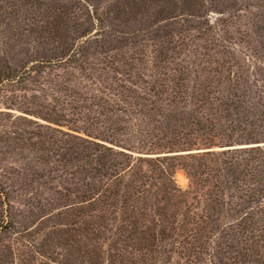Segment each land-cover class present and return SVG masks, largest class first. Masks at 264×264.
Here are the masks:
<instances>
[{"label":"rangeland","instance_id":"374dc122","mask_svg":"<svg viewBox=\"0 0 264 264\" xmlns=\"http://www.w3.org/2000/svg\"><path fill=\"white\" fill-rule=\"evenodd\" d=\"M75 137L133 157L264 147V0H0V264H264V214L144 257L97 203L127 175L97 180ZM143 197L150 229L164 204Z\"/></svg>","mask_w":264,"mask_h":264},{"label":"trees","instance_id":"16d2710c","mask_svg":"<svg viewBox=\"0 0 264 264\" xmlns=\"http://www.w3.org/2000/svg\"><path fill=\"white\" fill-rule=\"evenodd\" d=\"M75 138L81 141L78 144L86 150L97 180L111 175L108 171H115L113 178L120 185L122 176L127 175L124 189L102 200L98 193L97 203L102 204L106 214L122 211L121 215L125 216L124 228H130L128 238H133L137 233L143 235V241L150 243L138 249V252L143 251L144 257L150 253V261L153 254L159 253V243H165L168 247L171 245V250L173 242L180 239L178 244L184 246L180 250L176 248V253L191 257L195 254L192 241L202 229L211 230L218 222L219 229H222L223 221L232 214L244 217L264 214V147L224 146L217 151L208 149L184 155L133 157L107 147L103 142L110 143L108 139ZM97 140L102 142L98 143ZM179 169L190 180V187L185 192L178 188L174 179ZM147 183L150 184V191L144 189ZM146 193L150 194V198L154 195L164 204L161 214L150 210V229L145 225L146 208L137 205L141 197L145 199L143 196ZM97 198L90 197L87 202L90 204ZM156 217H162L164 221H156ZM252 225L256 226L257 223ZM156 228H159L157 233Z\"/></svg>","mask_w":264,"mask_h":264}]
</instances>
